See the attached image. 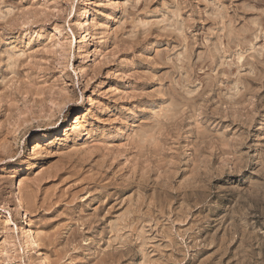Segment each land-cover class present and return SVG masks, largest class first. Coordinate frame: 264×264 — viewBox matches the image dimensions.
<instances>
[{"label": "rangeland", "instance_id": "1", "mask_svg": "<svg viewBox=\"0 0 264 264\" xmlns=\"http://www.w3.org/2000/svg\"><path fill=\"white\" fill-rule=\"evenodd\" d=\"M0 264H264V0H0Z\"/></svg>", "mask_w": 264, "mask_h": 264}, {"label": "bare ground", "instance_id": "2", "mask_svg": "<svg viewBox=\"0 0 264 264\" xmlns=\"http://www.w3.org/2000/svg\"><path fill=\"white\" fill-rule=\"evenodd\" d=\"M87 17V16H86ZM90 36V34H89V32L88 31H84L83 33H82V37H81V41H80V43H82V42H87V40H88V37ZM83 44H85V43H83ZM87 50H89L90 49V47H92V42H87ZM91 51V50H90ZM234 100V99H233ZM84 121H83V119L82 118H80V116L79 117H76V120H75V122H74V124H73V127L74 128H69L68 126V128H67V133H66V136H69L70 137V134L72 133V130L73 129H75V130H77L76 132H79V129H81V127H82V123H83ZM73 132H74V130H73ZM10 133V132H9ZM59 133V132H58ZM55 134V133H54ZM75 135L77 134V133H74ZM53 135V134H52ZM52 135H51V133L50 134H47L46 136H44V137H41V138H39V140L36 142V144H35V152L38 154L40 151H42L43 150V148L45 147V146H47V144H51V137H52ZM59 135V134H58ZM57 135V136H58ZM78 135V134H77ZM81 135V134H80ZM55 136V135H54ZM2 143V142H1ZM35 153V154H36ZM191 187V186H190Z\"/></svg>", "mask_w": 264, "mask_h": 264}]
</instances>
